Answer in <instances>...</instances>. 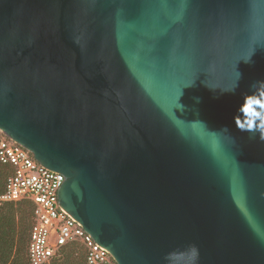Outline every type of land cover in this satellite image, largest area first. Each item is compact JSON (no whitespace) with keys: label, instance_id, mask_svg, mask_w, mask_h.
Listing matches in <instances>:
<instances>
[{"label":"water","instance_id":"1","mask_svg":"<svg viewBox=\"0 0 264 264\" xmlns=\"http://www.w3.org/2000/svg\"><path fill=\"white\" fill-rule=\"evenodd\" d=\"M0 131L116 264H264V0H0Z\"/></svg>","mask_w":264,"mask_h":264},{"label":"built area","instance_id":"2","mask_svg":"<svg viewBox=\"0 0 264 264\" xmlns=\"http://www.w3.org/2000/svg\"><path fill=\"white\" fill-rule=\"evenodd\" d=\"M0 164L9 166L0 203L28 199L33 203L29 230V264H45L69 242L79 244L87 264H105L112 258L58 203L64 178L38 162L33 154L0 131ZM54 237V238H52Z\"/></svg>","mask_w":264,"mask_h":264},{"label":"trees","instance_id":"3","mask_svg":"<svg viewBox=\"0 0 264 264\" xmlns=\"http://www.w3.org/2000/svg\"><path fill=\"white\" fill-rule=\"evenodd\" d=\"M9 166L0 164V194ZM33 203L28 199L0 203V264H29L27 243L33 221ZM45 264H87L83 248L74 242L63 245ZM116 264L111 258L108 263Z\"/></svg>","mask_w":264,"mask_h":264},{"label":"rangeland","instance_id":"4","mask_svg":"<svg viewBox=\"0 0 264 264\" xmlns=\"http://www.w3.org/2000/svg\"><path fill=\"white\" fill-rule=\"evenodd\" d=\"M52 238H54V237H52Z\"/></svg>","mask_w":264,"mask_h":264}]
</instances>
